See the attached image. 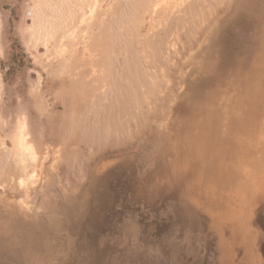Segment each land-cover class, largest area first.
I'll return each instance as SVG.
<instances>
[{
  "label": "rangeland",
  "instance_id": "rangeland-1",
  "mask_svg": "<svg viewBox=\"0 0 264 264\" xmlns=\"http://www.w3.org/2000/svg\"><path fill=\"white\" fill-rule=\"evenodd\" d=\"M263 133L264 0H0V264H264Z\"/></svg>",
  "mask_w": 264,
  "mask_h": 264
},
{
  "label": "bare ground",
  "instance_id": "bare-ground-1",
  "mask_svg": "<svg viewBox=\"0 0 264 264\" xmlns=\"http://www.w3.org/2000/svg\"><path fill=\"white\" fill-rule=\"evenodd\" d=\"M262 138H264V133L261 134L259 137H256V138L254 137V140L255 141H260V139H262ZM243 145L246 146L245 143ZM241 148H240V152L237 155L238 161L236 160V163H233V162L230 163V165L232 166V170H233V173H231L232 176H231V174H229L227 178H221V180H227V182H229L231 180L232 181L233 180L236 181L238 179V177H241L243 179V181H238L237 180V182L240 183L241 185H244V188H241V190L245 189L243 194H245L247 196H250V192H252V191H250V188H252V187L249 186V185L250 184H252V185L254 184L253 193L255 194V199L256 200L260 199L261 201L262 200L264 201V183L261 182L262 178H260L259 170H257V171H253V169L251 171L249 170L250 165H248V163H249L250 159L246 155L248 153H247V151L245 150V148L243 146ZM253 148H251V149H253ZM254 153H256L255 148H254ZM260 159L264 160V157L260 158ZM223 160L224 159H221L220 162H223ZM241 166H245L247 168L246 171H244V170L240 171V167ZM256 168L258 169V167H256ZM239 172H241V173H239ZM255 184H258L259 187H256ZM258 188H261V190H257ZM248 190H249V193H248Z\"/></svg>",
  "mask_w": 264,
  "mask_h": 264
}]
</instances>
